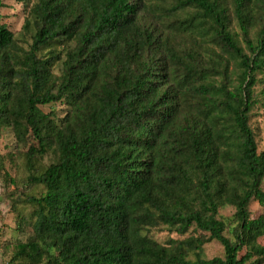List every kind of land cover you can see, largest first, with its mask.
<instances>
[{"label":"trees","instance_id":"obj_1","mask_svg":"<svg viewBox=\"0 0 264 264\" xmlns=\"http://www.w3.org/2000/svg\"><path fill=\"white\" fill-rule=\"evenodd\" d=\"M24 2L17 34L0 22V130H11L27 183L43 192L25 198L31 234L9 262L263 264L264 215L251 219L248 207H264V151L249 126L254 74L264 69V0ZM228 6L250 56L228 31ZM149 11L184 14L180 27L192 36L208 26L237 61L235 83L197 76L163 23L145 21ZM56 103L66 107L57 124L39 108ZM48 138L57 161L41 168ZM226 205L232 230L217 216ZM154 229L186 236L164 246ZM210 242L222 257L203 256Z\"/></svg>","mask_w":264,"mask_h":264},{"label":"rangeland","instance_id":"obj_2","mask_svg":"<svg viewBox=\"0 0 264 264\" xmlns=\"http://www.w3.org/2000/svg\"><path fill=\"white\" fill-rule=\"evenodd\" d=\"M152 1V0H147ZM33 1H31L32 4ZM30 5L27 7L24 0H0V22L11 32L17 34L27 16ZM189 13L191 10L188 11ZM229 13L228 31L238 42L243 53L250 56L251 53L246 46L243 35L239 26L232 15L231 8L228 6ZM176 15V14H175ZM168 16L163 12L149 11L146 22L152 25L163 23L165 33L168 34L169 40L177 56L181 57L184 63L196 65L197 76L207 82L216 81L218 84L225 82L235 83L238 73L237 61L226 57L223 53L221 43L208 26L202 34L190 35L185 33L184 27H180V21L185 17L184 14L177 16ZM258 27L249 31V40L255 42L257 38ZM179 78H184L187 71L179 63L175 65ZM256 80L253 90L254 103L249 112V126L254 133L256 142V151H264V69L254 74ZM191 101L186 102V107H191ZM44 113L54 112V123H58L65 112L66 107L63 103L40 106ZM192 121V110H187L183 114V123L190 124ZM46 142V153L39 158L38 166L46 167L57 161L55 149L50 142ZM24 149L17 146L11 130H0V264H11L9 261L15 251L17 243H23L30 236L29 213L32 210L30 205L25 203L28 196H40L43 192L42 187L29 185L27 183V171L24 165V159L21 153ZM39 168V169H41ZM13 181V184L10 182ZM261 189L264 192V178L261 182ZM234 208L223 206L218 210V218L222 219L231 230L236 227L233 220ZM251 219H256L264 215V207L256 201H252L248 207ZM226 235L233 239V236L226 231ZM191 233L187 234L189 236ZM151 237L161 245L172 246L175 240H181L184 237L174 232H168L166 229H154L150 231ZM258 243L264 246V236ZM243 252L240 253L242 255ZM203 256L207 259L222 257L223 249L216 242H210L204 246ZM251 260L247 264H251ZM264 264V263H263Z\"/></svg>","mask_w":264,"mask_h":264}]
</instances>
